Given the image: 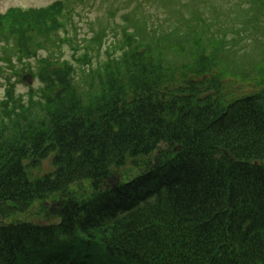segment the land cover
<instances>
[{
  "label": "trees",
  "instance_id": "1",
  "mask_svg": "<svg viewBox=\"0 0 264 264\" xmlns=\"http://www.w3.org/2000/svg\"><path fill=\"white\" fill-rule=\"evenodd\" d=\"M62 6L0 15L18 57L60 25ZM138 45L88 73L86 91L72 65L49 59L37 72L40 98L17 103L7 89L0 264H264V58L239 75L261 88L237 96L236 81L214 69L218 43L182 65L175 85L161 57L171 44ZM128 161L134 172L123 170ZM58 197L50 222H4Z\"/></svg>",
  "mask_w": 264,
  "mask_h": 264
},
{
  "label": "rangeland",
  "instance_id": "2",
  "mask_svg": "<svg viewBox=\"0 0 264 264\" xmlns=\"http://www.w3.org/2000/svg\"><path fill=\"white\" fill-rule=\"evenodd\" d=\"M58 2L64 5L60 25L47 35L37 33L36 37L35 30L31 31V37L38 41L35 44L34 40L30 57H18V41L11 30L8 26L0 29V102L5 100L7 89L14 91L17 103L40 98L42 83L37 72L43 59L72 65L77 87L86 91L90 88L88 73H103L109 61L121 58L142 40L157 47L171 44L173 51L162 52L161 57L172 85L185 80L182 65L192 63L198 50L212 53L216 42L221 50L217 51L219 60L214 69L226 71L227 78L236 81V95L261 88L258 81L253 83L239 75L264 58V0H0V15L9 9H41ZM210 71L203 75V81L212 78ZM26 74L32 75V85L23 80ZM91 83V90H96L98 81ZM51 162L52 155L43 161L44 172L51 169ZM130 162L122 166L123 170L129 167L126 171L134 172ZM118 176L117 180L110 176L108 186L125 179ZM58 198L35 201L29 211L4 222H50L46 214L53 215L54 211L55 217L62 208L63 197Z\"/></svg>",
  "mask_w": 264,
  "mask_h": 264
},
{
  "label": "water",
  "instance_id": "3",
  "mask_svg": "<svg viewBox=\"0 0 264 264\" xmlns=\"http://www.w3.org/2000/svg\"><path fill=\"white\" fill-rule=\"evenodd\" d=\"M25 80H26L29 84L32 83V80H31V77H30V76L25 77ZM53 213H55V212H53Z\"/></svg>",
  "mask_w": 264,
  "mask_h": 264
}]
</instances>
